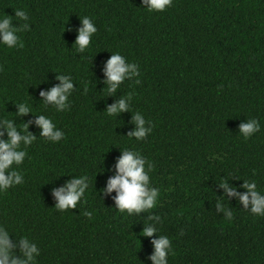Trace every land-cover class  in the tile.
I'll return each instance as SVG.
<instances>
[{"label":"trees","instance_id":"trees-1","mask_svg":"<svg viewBox=\"0 0 264 264\" xmlns=\"http://www.w3.org/2000/svg\"><path fill=\"white\" fill-rule=\"evenodd\" d=\"M145 8L144 0H0V17L29 25L18 32L23 47L0 44V119L28 124L37 138L21 145L27 156L13 165L24 182L0 193V226L18 258L21 237L37 245L36 264H153L160 236L171 240L168 264H264V216L220 187L227 180L243 195L246 180L264 194V0ZM16 10L29 19L15 18ZM84 17L97 33L81 53ZM115 53L137 64L140 75L109 95L104 70ZM57 75L75 84L63 112L40 95L60 84ZM126 96L130 110L108 116ZM22 103L32 114H16ZM137 112L154 125L143 141L128 137ZM41 114L64 132L59 143L41 137ZM252 119L261 130L245 139L241 126ZM123 150L154 165L150 181L160 197L149 212L121 213L117 193L102 194ZM80 176L89 179L81 203L57 209L54 190ZM218 202L232 211L230 221ZM147 227L153 236L143 235Z\"/></svg>","mask_w":264,"mask_h":264},{"label":"clouds","instance_id":"clouds-1","mask_svg":"<svg viewBox=\"0 0 264 264\" xmlns=\"http://www.w3.org/2000/svg\"><path fill=\"white\" fill-rule=\"evenodd\" d=\"M149 12H164L171 7L173 0H144ZM15 18L27 21L28 13L24 10H16ZM83 27L79 30L76 47L78 52L83 53L92 42V37L97 33V28L93 20L84 17L82 20ZM27 23L22 28L13 26V18L5 15L0 17V44L7 46L9 49L14 47H23L18 36L21 30H28ZM139 66L135 63L126 64V57L119 53L111 56L106 63L104 74L107 77V91L109 95H113L119 86L131 76L140 75L137 71ZM60 84L52 87L48 91L41 92L40 95L45 105H52L56 111L63 112L69 109V97L72 95L74 82L70 76L57 75ZM139 83V80L136 81ZM131 96H126L118 102L107 108V115L118 117L121 113L130 110ZM18 116L32 114V108L26 104H19ZM36 126L41 131V137L46 138L52 143H59L64 139V132L58 129L52 119L45 115H35ZM133 123L136 130L129 133V138L137 141H143L151 134L154 125L151 121H146L142 114L137 112L133 116ZM29 125L23 123L18 128L14 119H0V193L6 192L9 188L20 185L24 182V176L21 172L14 170L13 165L19 168L23 164L27 152L21 148L32 145L37 139L28 131ZM261 130L260 123L255 120H249L247 124L241 126V133L245 139L251 138L255 133ZM7 136V140L3 137ZM154 165L149 162L141 153L133 150H123L121 158L116 164V175L109 179L107 187L102 190V194H110L113 191L117 193L115 204L119 212H127L129 215L140 212H149L157 207L160 190L151 185L150 173L153 171ZM220 187L224 188L227 195H238L240 202L247 209L251 205L250 211L253 215L264 216V194L258 189L255 182L245 180L243 188L246 190L243 195H239L236 188L230 187L227 180L220 183ZM89 189V179L87 176L71 180L64 188L54 190L53 195L59 201L57 209L65 211L77 208L85 197ZM217 208L225 212V217L230 221L233 213L223 203L218 202ZM84 216L91 219L92 212L85 211ZM158 219V217H154ZM155 229L147 227L143 235L153 236ZM11 235L8 230L0 226V264H36V258L40 255L39 249L35 243L30 242L27 237L19 239L20 249L23 258L14 255L15 245L12 242ZM154 255L150 257L153 264H168V256L172 252L171 240L167 236H160L159 239L153 241Z\"/></svg>","mask_w":264,"mask_h":264}]
</instances>
